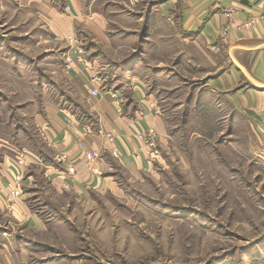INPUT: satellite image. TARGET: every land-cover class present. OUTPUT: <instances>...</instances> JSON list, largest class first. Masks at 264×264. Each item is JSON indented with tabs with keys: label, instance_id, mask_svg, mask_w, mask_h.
<instances>
[{
	"label": "rangeland",
	"instance_id": "1",
	"mask_svg": "<svg viewBox=\"0 0 264 264\" xmlns=\"http://www.w3.org/2000/svg\"><path fill=\"white\" fill-rule=\"evenodd\" d=\"M138 1L0 0V166L24 149L40 153L33 117L46 105L90 123L70 89L61 41L68 34L50 27L53 13L73 17V32L84 39L93 67L94 56L102 54V88L112 86L122 91L117 93L124 104L132 103V82L142 80L168 127L149 170L138 175L118 168L120 191L88 192L85 202L78 198L63 207L70 196H59L49 204L44 171L32 164L24 181L32 173L42 186L31 206L50 223L45 234L30 235L39 250L28 264H264V142L248 136V122L235 127L211 105L210 75L187 66L191 56L183 62V46L175 40L169 50L160 49L162 39L149 33L157 12L147 9L159 0ZM73 4L78 14L93 9L107 16L110 46L87 34ZM7 189L0 188L5 197ZM5 205L0 247L11 226L19 228L7 223Z\"/></svg>",
	"mask_w": 264,
	"mask_h": 264
},
{
	"label": "crops",
	"instance_id": "2",
	"mask_svg": "<svg viewBox=\"0 0 264 264\" xmlns=\"http://www.w3.org/2000/svg\"><path fill=\"white\" fill-rule=\"evenodd\" d=\"M73 6L74 12L81 17L79 23L85 24L87 34H92L94 40L98 39L105 47L110 46L111 40L107 34L110 20L107 16L93 12V9L90 14H78L81 13L80 8L75 4ZM147 9L151 15L157 12L155 18H152L149 33L152 30L153 35L162 39L160 49L163 52L169 50L170 41L175 40L178 47L183 46V50L178 51L183 62L185 55L191 56L187 66L192 65L204 70L206 76L210 75L207 85L211 105L217 107L225 119L239 124L235 127L248 122L251 127L248 136L264 142V23L245 25L252 16L264 11V0H159L158 7ZM176 13L178 16L173 21ZM64 15L67 18L62 15L59 18L57 13L50 16V27L63 35L76 29L73 17L67 13ZM138 21L135 23L138 24ZM115 42L123 47L118 36H115ZM94 60L95 70L99 71L98 65L105 69L102 54L94 56ZM182 66L185 67L186 63ZM92 72L73 70L66 75L70 79L72 94L77 95L81 101L84 111L82 118L88 117L90 124H96L93 125L96 127L94 135H81L84 124L69 109H61L57 105H46L42 112L33 117V124L38 129V138L42 143L40 153H32L29 149L24 151L32 159V164L44 171L42 178L45 185H40L34 174H27L23 185L28 189L9 211L10 219L7 222L12 224L14 221L19 227L18 233L23 237H16L18 230L11 226L12 229L7 237H3L0 247L1 264H28L31 252L39 250L36 244L31 243L35 238L30 235L39 234L40 231L45 234L44 230L50 223L31 206L35 197L32 195L39 187L48 188L46 193L50 198L49 204L59 196H70L66 198L63 207L78 198L85 202V193L88 192L120 191L118 168L138 175L151 168L147 149L136 140L135 134L138 131H154L158 140H162L168 133L166 119L158 109L155 96L152 93L147 95L148 89L142 80H133V102L126 100L123 112L119 113L111 97L112 86H101L97 96L90 94L89 76ZM45 124L51 125L49 143L44 142L39 134ZM110 130L116 131L120 158H114L110 152L105 151L102 158L89 163L78 142L84 139L86 148H102L106 139L100 133ZM60 153H67L68 161L76 167L73 179L68 174L67 163L58 158ZM138 153L139 157H135ZM17 172L16 160H5L0 166V188L11 186ZM0 204L3 205L0 206L2 210L6 209L3 190L0 191ZM69 211L73 214L72 208Z\"/></svg>",
	"mask_w": 264,
	"mask_h": 264
},
{
	"label": "built area",
	"instance_id": "3",
	"mask_svg": "<svg viewBox=\"0 0 264 264\" xmlns=\"http://www.w3.org/2000/svg\"><path fill=\"white\" fill-rule=\"evenodd\" d=\"M220 1V0H217ZM264 23V11L260 14L252 16L245 25H253L256 23ZM60 40V37H57ZM66 42L67 50L64 51V66L67 72H72L73 70H91L93 71L92 74L89 76V92L93 96H97L99 94V90L101 89V76L99 75V71L95 70L92 66L90 60L87 57V51L84 45V39L81 38L76 32L68 34L64 37ZM98 85H100L98 87ZM111 97L113 98L114 103L117 106V110L119 113H122L124 110V100L123 98L118 95L117 92H112ZM51 131V125L45 124L39 130V134L42 137L43 141L46 143L50 142L48 132ZM80 133V132H79ZM96 133V129L90 123H85L82 127L81 135L83 134L84 137L94 135ZM106 139L105 144L102 148H92L88 149L85 146L84 139L78 142L80 148H82L85 158L89 163L95 162L96 160L103 157V153L106 151L110 152L111 155L117 159L120 158V151L116 145L117 134L115 130L101 132ZM135 138L137 141L144 144L147 149L148 153V161L152 162L153 157L155 154L158 153V137L154 131H147V132H137L135 134ZM140 153H138L135 157H139ZM58 158L67 163L68 166V174L73 179L76 172V167L72 165L68 161L67 153H60ZM16 163L18 165V172L15 175L14 182L11 186L8 187V192L6 194L5 200L7 203V208L12 210L14 204L17 200H19L23 196V181H24V174L32 165L33 161L28 156L26 151H23L16 156Z\"/></svg>",
	"mask_w": 264,
	"mask_h": 264
}]
</instances>
